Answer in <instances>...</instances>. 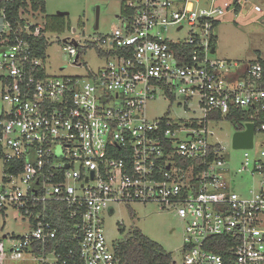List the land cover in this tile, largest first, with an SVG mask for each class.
Listing matches in <instances>:
<instances>
[{
	"label": "built area",
	"instance_id": "2783aa9c",
	"mask_svg": "<svg viewBox=\"0 0 264 264\" xmlns=\"http://www.w3.org/2000/svg\"><path fill=\"white\" fill-rule=\"evenodd\" d=\"M29 1L0 0V212L29 226L0 241V264H120L104 216L133 201L182 220L183 264H264V60L212 57L214 27L241 0H122L119 25L96 39L104 66L66 77L33 50ZM158 93L193 116L150 118ZM223 121L253 124L252 147L232 146L238 166L214 138Z\"/></svg>",
	"mask_w": 264,
	"mask_h": 264
},
{
	"label": "rangeland",
	"instance_id": "374dc122",
	"mask_svg": "<svg viewBox=\"0 0 264 264\" xmlns=\"http://www.w3.org/2000/svg\"><path fill=\"white\" fill-rule=\"evenodd\" d=\"M122 0H44L45 10L34 15H24L36 25H41L40 37L46 42L44 61L49 75L61 77L84 76L89 69L97 70L104 66L106 58L98 51L101 45L96 41L99 37L110 33L119 25L117 14ZM255 6L259 9L255 10ZM96 7H99L98 27L95 28ZM67 12V15L57 12ZM61 16L60 29L48 30L52 21L50 16ZM189 26L181 31L166 34V37H185ZM213 58L244 62L264 60V0H241L237 11L228 10L222 15L214 27ZM63 39H74L80 52L78 62L73 65L74 57L63 49ZM61 67H64L60 69ZM150 118L167 115L188 118L193 116L187 107H181L173 100L158 93L145 104ZM235 129L229 122L217 123L214 138L230 153L232 163L236 166L241 161L243 151L232 149V136ZM259 138L256 137V146ZM0 164V178H1ZM251 184V179L244 177L240 186ZM239 190V188H238ZM114 210L104 216V232L108 243L115 244L130 230L139 229L144 235L159 243L171 253L173 264H183V222L169 210L162 209L155 202H121L112 205ZM29 228L15 209L8 208L0 212V241L8 243L12 236L23 234ZM8 235L2 239V235ZM26 256L4 261V264H25ZM2 263V264H3Z\"/></svg>",
	"mask_w": 264,
	"mask_h": 264
},
{
	"label": "trees",
	"instance_id": "16d2710c",
	"mask_svg": "<svg viewBox=\"0 0 264 264\" xmlns=\"http://www.w3.org/2000/svg\"><path fill=\"white\" fill-rule=\"evenodd\" d=\"M30 6L35 11L45 10L44 0H30ZM18 5L24 6L19 2L9 7L8 19L15 22L18 19ZM238 8L236 9V11ZM52 21L47 25L48 30H57L61 28V16H50ZM22 22V21H21ZM33 50L36 54L44 58L46 42L43 38L32 40ZM185 49L191 50L190 46ZM80 52H77L76 60H79ZM115 253L120 264H173L171 253L167 252L159 243L153 241L144 235L139 229L130 230L120 241L114 244Z\"/></svg>",
	"mask_w": 264,
	"mask_h": 264
},
{
	"label": "water",
	"instance_id": "95a60500",
	"mask_svg": "<svg viewBox=\"0 0 264 264\" xmlns=\"http://www.w3.org/2000/svg\"><path fill=\"white\" fill-rule=\"evenodd\" d=\"M57 14L67 15V12L59 11ZM98 16H99V7H96V17H95V28L98 27ZM65 40V39H63ZM74 45H77V42H73ZM214 50V49H213ZM212 50V51H213ZM76 60V57L74 61ZM64 68V67H62ZM252 137H253V124H247V129L244 131H237L232 136V146L234 148H251L252 147Z\"/></svg>",
	"mask_w": 264,
	"mask_h": 264
}]
</instances>
